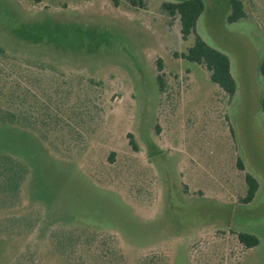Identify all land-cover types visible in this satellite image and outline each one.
Here are the masks:
<instances>
[{"label": "rangeland", "instance_id": "obj_1", "mask_svg": "<svg viewBox=\"0 0 264 264\" xmlns=\"http://www.w3.org/2000/svg\"><path fill=\"white\" fill-rule=\"evenodd\" d=\"M116 1L0 0V155L28 167L0 264H264V0L234 23L201 0L186 40L162 8L183 0ZM196 35L228 57L231 98L181 58Z\"/></svg>", "mask_w": 264, "mask_h": 264}, {"label": "trees", "instance_id": "obj_2", "mask_svg": "<svg viewBox=\"0 0 264 264\" xmlns=\"http://www.w3.org/2000/svg\"><path fill=\"white\" fill-rule=\"evenodd\" d=\"M129 5L133 8H143L146 0H127ZM117 4L116 0H113ZM231 13L228 16V22L234 23L245 17V12L240 0H229ZM162 8L169 13V15H177L180 23V34L183 40H186L190 34L195 33L196 22L204 10V5L201 0H183L175 4H163ZM4 55L0 48V56ZM181 58L189 63L203 65L209 72L210 81L217 85L227 96L231 98L236 90L235 81L230 73V62L228 57L222 52L210 47L199 36H195L194 43L187 53ZM161 65H158L160 71ZM264 71V69H263ZM264 73V72H263ZM159 78V77H158ZM261 110L264 113V96L261 100ZM16 118L9 108H4L0 105V123H12ZM25 118V117H24ZM23 118V119H24ZM131 137V136H129ZM131 147L136 149L135 143L132 139L129 141ZM240 166V162H238ZM28 175V167L20 160L14 159L7 155H0V206L12 205L21 189V185ZM245 182L247 185L246 196L243 203L247 204L252 201L258 189L256 180L251 176L245 175ZM34 224H29L32 228ZM54 247L58 250L72 249L80 243L81 236L72 231L61 233L52 236ZM238 240L247 248H252L258 244L255 236L240 233Z\"/></svg>", "mask_w": 264, "mask_h": 264}]
</instances>
